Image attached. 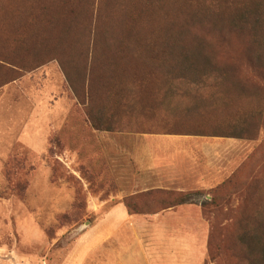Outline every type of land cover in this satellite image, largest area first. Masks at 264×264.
I'll return each instance as SVG.
<instances>
[{
    "label": "rangeland",
    "instance_id": "374dc122",
    "mask_svg": "<svg viewBox=\"0 0 264 264\" xmlns=\"http://www.w3.org/2000/svg\"><path fill=\"white\" fill-rule=\"evenodd\" d=\"M0 264H264V0H0Z\"/></svg>",
    "mask_w": 264,
    "mask_h": 264
},
{
    "label": "crops",
    "instance_id": "0c3cea01",
    "mask_svg": "<svg viewBox=\"0 0 264 264\" xmlns=\"http://www.w3.org/2000/svg\"><path fill=\"white\" fill-rule=\"evenodd\" d=\"M46 69L49 71V73L52 71V73H53L52 75H54V77L56 76L57 83L61 85L62 84V79H61V76H60L61 73L59 72L58 68L55 65L52 64L50 66L49 65L46 66V68L44 70H46ZM53 107H56V104L54 106L52 105L51 108H53ZM36 114H38L37 111H36ZM42 114H48L49 116L52 115V114H54V115L52 116V119L49 118V119H47L45 121L36 122V124L33 125V128H35L36 131L32 130L30 127L26 129V132L29 133L28 137H26V140L30 141L29 143H30L31 149H36L35 151L32 152V154H38V155L43 154V152H41L39 150V149H44V146H45L44 144H41V140H43V141H44V139L48 140V138L51 137V138H53L54 141H56V139L59 136V133L63 129L62 127H63L64 123L62 124L61 120H59L58 116H57V115H60V110L59 111L42 112ZM94 132H96V131H94ZM34 133H36V135H35L36 141H34L32 139ZM102 133L107 134L105 132H102ZM44 134H48V137L46 135H44ZM100 136H103V134H100ZM159 166H163V165L159 164ZM159 170H161V169H157L156 171H159ZM168 171H169V173H173L174 172V167H172V169H168ZM157 181H158V183L156 184V187H155L157 189L175 187L176 186L175 183L177 182L176 177H174L172 175H168L164 179H158ZM203 186H205V185H203ZM94 235H96V234L92 233L89 236H94ZM101 236H102V240H103L104 236L103 235H101ZM84 241H85V239H84ZM86 241H88V240L86 239ZM98 246L99 245H97L94 249L88 250V247H89L88 243H87L86 246H84V248L81 245L80 248L78 247V249L75 250L74 255H72L70 257V262H72L75 259V255H76V253L79 250H80L81 253H80V255L78 256V258L76 259L75 262H83L84 260H86L90 256V254L93 253V251H95L97 249ZM81 248H83V249H81Z\"/></svg>",
    "mask_w": 264,
    "mask_h": 264
},
{
    "label": "trees",
    "instance_id": "16d2710c",
    "mask_svg": "<svg viewBox=\"0 0 264 264\" xmlns=\"http://www.w3.org/2000/svg\"><path fill=\"white\" fill-rule=\"evenodd\" d=\"M183 203H185V201H179L177 204L176 203L175 204H171L169 207H167L163 211L177 208V207L183 205ZM123 207H125L126 210H130L129 208H131V203L128 204V205H123ZM136 212H139V211H136ZM138 214L139 213H134V215H138Z\"/></svg>",
    "mask_w": 264,
    "mask_h": 264
}]
</instances>
